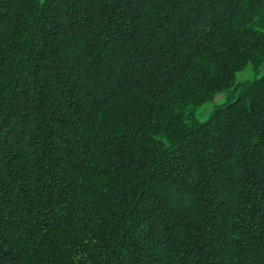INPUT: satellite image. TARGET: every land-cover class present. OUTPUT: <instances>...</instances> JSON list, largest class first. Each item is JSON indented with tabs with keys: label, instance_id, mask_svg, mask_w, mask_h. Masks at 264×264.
<instances>
[{
	"label": "trees",
	"instance_id": "1",
	"mask_svg": "<svg viewBox=\"0 0 264 264\" xmlns=\"http://www.w3.org/2000/svg\"><path fill=\"white\" fill-rule=\"evenodd\" d=\"M263 60L264 0H0V264H264Z\"/></svg>",
	"mask_w": 264,
	"mask_h": 264
},
{
	"label": "rangeland",
	"instance_id": "2",
	"mask_svg": "<svg viewBox=\"0 0 264 264\" xmlns=\"http://www.w3.org/2000/svg\"><path fill=\"white\" fill-rule=\"evenodd\" d=\"M259 69H260L259 72H262L264 70V60L260 65ZM252 76H253V72L251 69H249V67L244 68L243 70L239 71L236 74L237 79L251 78ZM223 96L224 93L217 94L216 97L214 98V101L220 100ZM211 108H212V102H206L202 104L195 111L196 117L200 120L205 119Z\"/></svg>",
	"mask_w": 264,
	"mask_h": 264
}]
</instances>
